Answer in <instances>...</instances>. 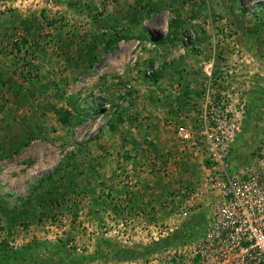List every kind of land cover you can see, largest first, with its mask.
Returning <instances> with one entry per match:
<instances>
[{
  "label": "rangeland",
  "instance_id": "rangeland-1",
  "mask_svg": "<svg viewBox=\"0 0 264 264\" xmlns=\"http://www.w3.org/2000/svg\"><path fill=\"white\" fill-rule=\"evenodd\" d=\"M224 117L244 171L264 0H0V261L194 264L217 199L201 132Z\"/></svg>",
  "mask_w": 264,
  "mask_h": 264
},
{
  "label": "built area",
  "instance_id": "built-area-1",
  "mask_svg": "<svg viewBox=\"0 0 264 264\" xmlns=\"http://www.w3.org/2000/svg\"><path fill=\"white\" fill-rule=\"evenodd\" d=\"M229 122L204 120L201 132L210 161L203 187L217 199L193 249L194 264H264V153L244 171H233L229 155L235 136ZM179 135L189 137L183 128Z\"/></svg>",
  "mask_w": 264,
  "mask_h": 264
},
{
  "label": "trees",
  "instance_id": "trees-1",
  "mask_svg": "<svg viewBox=\"0 0 264 264\" xmlns=\"http://www.w3.org/2000/svg\"><path fill=\"white\" fill-rule=\"evenodd\" d=\"M23 43L25 44L26 41H24ZM18 44H19V43L14 42L13 46H14V47H17V49H18V46H19ZM21 45L23 46V44H21ZM60 249H61V247H60ZM15 254H17V252H15ZM4 262H5V260H1V261H0V264H4Z\"/></svg>",
  "mask_w": 264,
  "mask_h": 264
}]
</instances>
